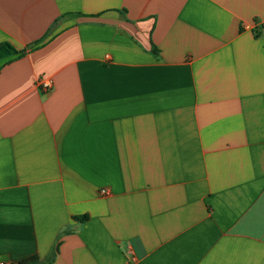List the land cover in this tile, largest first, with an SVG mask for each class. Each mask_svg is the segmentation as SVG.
I'll use <instances>...</instances> for the list:
<instances>
[{
	"label": "crops",
	"instance_id": "1",
	"mask_svg": "<svg viewBox=\"0 0 264 264\" xmlns=\"http://www.w3.org/2000/svg\"><path fill=\"white\" fill-rule=\"evenodd\" d=\"M263 27L264 0H0V262L264 264Z\"/></svg>",
	"mask_w": 264,
	"mask_h": 264
},
{
	"label": "built area",
	"instance_id": "2",
	"mask_svg": "<svg viewBox=\"0 0 264 264\" xmlns=\"http://www.w3.org/2000/svg\"><path fill=\"white\" fill-rule=\"evenodd\" d=\"M261 30L264 31V27ZM261 30L260 29L259 30L257 29V31H261ZM37 85L45 93L51 92L53 90V88H54V83L49 78H41V79H39ZM102 193L103 194H107V191L106 190H103ZM129 263L130 264H135V257L133 255L130 256ZM0 264H4V263L0 262Z\"/></svg>",
	"mask_w": 264,
	"mask_h": 264
},
{
	"label": "trees",
	"instance_id": "3",
	"mask_svg": "<svg viewBox=\"0 0 264 264\" xmlns=\"http://www.w3.org/2000/svg\"><path fill=\"white\" fill-rule=\"evenodd\" d=\"M76 219L77 220H82L83 218H76ZM49 263L50 262H48L47 264H49ZM18 264H41V263H40V259H39L38 256H33V257H30V258H27V259L21 261Z\"/></svg>",
	"mask_w": 264,
	"mask_h": 264
}]
</instances>
